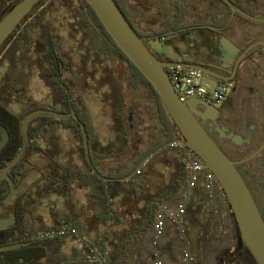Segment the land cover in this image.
I'll list each match as a JSON object with an SVG mask.
<instances>
[{
	"label": "trees",
	"instance_id": "16d2710c",
	"mask_svg": "<svg viewBox=\"0 0 264 264\" xmlns=\"http://www.w3.org/2000/svg\"><path fill=\"white\" fill-rule=\"evenodd\" d=\"M14 1L16 0H0V14ZM54 1L43 0L15 33L9 37L0 50V68H5V72L0 76V124L6 127L10 134L7 145L0 152V172L22 148L21 124L24 117L30 112L38 109L52 110L59 114L75 112L78 121L73 118L58 120L50 116H40L31 123L27 152L23 159L12 167L9 174L13 176L17 188L22 184L23 177H26L32 171L38 172L39 177L29 188L26 202L22 204V196H20L15 203L17 215L15 229L17 234H13V240L7 242V244L21 243L22 247L13 250L12 260L0 264H126L134 245L137 244L139 233L145 232L151 227L156 213L165 204L164 198L166 197L162 195L164 193L145 197V189H143L145 183L140 182L138 185L136 182V180L145 176L144 170L138 172L129 181H123V178L129 173L119 172L115 168H109L107 172L101 170L102 161L108 156L109 149L100 146L98 136L93 133L91 113L84 98L82 96L75 97L72 86L67 84L72 81V78L65 77L66 74H69L76 79L81 78V80H84L88 76L93 79L98 70L94 69L93 72L85 76L84 73L87 74V61H84L78 70H74L76 64L70 52L65 51L62 37L55 32L49 21L50 16L52 17L57 10H67L68 25L72 35H80L81 45L86 51L84 56L82 54L84 59L87 60L92 57L96 68L98 65L95 66V62H98L101 66L106 58H119L127 66L121 68L117 77L124 76L127 68L129 77L126 83L134 90L140 87L145 88L147 95L145 101H150L147 111L153 115L160 130L157 133L155 144L144 154L143 158L155 149L167 144L172 153H177V174L173 187L177 195L184 193L188 177V168L181 155L183 151L170 146V143L180 139V135L167 115L154 87L118 47L89 2L87 0H60L59 5L56 6ZM114 1L129 22L126 11L128 0ZM215 1L219 3L223 10L229 13L230 17L241 18L233 13L224 0ZM231 1L249 14L264 18V0ZM195 7L193 6V9ZM176 9L178 10L176 15L178 22H174L173 26L175 27V24H177L180 27L183 25V17L188 15L191 9L187 7L185 2H177ZM214 20L216 18H213ZM213 23H216V21ZM221 24H228V20ZM139 37L141 36L139 35ZM259 41H264V36L261 40H257V42ZM84 43L86 44L83 45ZM106 74L114 75L115 73L110 68L106 70ZM34 76L51 90L52 104L38 106L29 98L31 80ZM113 86L116 87L113 94H104L102 99L104 104L113 109V122L118 132L117 140L121 145L118 151L123 154L127 151V143L130 139L128 120L132 111L131 102L139 99V97H135V95L130 97L124 91V87L119 85L118 80H113ZM101 87L99 86L98 89ZM128 96L131 98V102H128ZM13 105H19L24 113L18 115L14 111ZM57 122H62L73 129L81 144L80 151L85 162H87L80 123L85 126L91 149L92 165L78 168L72 164V161H67L63 165L56 158L46 155L41 147L42 141L46 139V129L44 127L46 124L52 125ZM37 154L46 159L48 166L44 163V170L37 167V163L32 161L33 155ZM249 155L250 153H247L244 156ZM141 160L142 158L134 163L130 172L137 168ZM105 178H112V180L107 181ZM5 184L7 183L1 182L0 189ZM77 184L91 189L90 200H94L98 206L93 215V220L96 223L106 226L111 224L121 226L124 224L125 215L114 203L118 198H129L137 204L143 199L146 206L141 213L142 219L131 224L129 231L106 233L96 240H91L87 236L89 230L85 224L83 211L77 207L73 198V192ZM247 186L249 187V185ZM166 195H170V193ZM59 197L65 198L64 209L59 207ZM52 198L54 199L52 200ZM48 200H52V203L48 204L52 224L44 220L42 213L43 205ZM226 209L229 212L227 204ZM233 226L234 237L238 242V246L241 247L234 220ZM75 240L81 243V247L72 249L69 254L65 253L64 248L70 241ZM244 249L247 251L246 248Z\"/></svg>",
	"mask_w": 264,
	"mask_h": 264
},
{
	"label": "crops",
	"instance_id": "0c3cea01",
	"mask_svg": "<svg viewBox=\"0 0 264 264\" xmlns=\"http://www.w3.org/2000/svg\"><path fill=\"white\" fill-rule=\"evenodd\" d=\"M159 1L162 3L160 8L172 11L173 7L170 5L173 0H155L157 6ZM177 1L185 2L186 4L188 1L192 2L198 8L197 12L204 16L205 21L209 22L213 18H220L221 22L228 20V24L225 25L226 35L236 42L240 48L253 44L264 36V25L249 22L236 16L230 17L229 13L223 10L215 0H204L201 2L198 0ZM147 17L150 20L153 19L151 16ZM193 18L194 16L190 19L192 20ZM166 48L171 62H177L178 56L172 52L170 42L167 43ZM252 54L253 59H255V65L248 76L240 75L239 80L244 81L243 86L233 88L229 95L231 100L239 106L238 119L227 126L229 132L239 137L237 139L239 143H242L240 138L244 141L245 139L249 140L250 135L254 136L252 143L246 145L247 148L238 150L241 152H236L239 156L247 153L252 154L264 143V46L257 47ZM113 76L117 78L115 74ZM91 89L93 90V87ZM124 91L126 92L125 89ZM95 94L102 99L105 91L103 89L101 91L97 90ZM86 95L84 100L89 109L90 103L86 101ZM105 107L108 109V111L106 110L107 120L103 122L95 120L92 115L94 111L89 109L94 127L99 131H97L99 144L101 147L109 149L108 156L102 161L101 170L107 172L109 168H115L119 172L129 173L123 178V181H129L138 172L144 170L145 176L136 180V182L138 185L140 182L145 183L143 187L145 189V197L164 193L162 195L166 197L164 198L165 204L175 209L178 208L180 201L184 205V212L180 217L167 220L163 236L157 248L153 247L154 222L145 232H137L139 233L137 244L134 245L126 264H151L156 250L160 252L164 264H186L183 257L185 252L193 258L191 264H226V256L239 249V246L234 237L233 218L227 211L226 203L222 196H218L215 201L210 199L200 180L194 187L187 186L184 193L177 195L173 188L177 174V153H172L168 146H164L159 151H157L159 149L157 148L143 158L144 154L155 144L157 133L160 130L153 115L142 111L143 105H137L134 108V114L129 115L132 116V119L129 118L128 120L130 139L127 143V151L120 154L118 150H120L121 145L117 140L118 132L113 122V109L106 104ZM109 114L111 117L108 116ZM72 134V130L68 128L55 127L50 132V135L42 141L41 147L45 152L50 150V155L58 161H72L74 166L84 168L79 151V143L69 139ZM97 134L95 132V135ZM67 141H70V143L67 144ZM151 154L152 156H150ZM183 154L184 152L181 155L183 156ZM149 156L150 158L145 161ZM141 158L142 160L137 168L130 172L134 163ZM45 160V157L42 158L38 154L32 157V161L38 163L36 166L42 170L45 169L43 164L47 165ZM40 162L42 163L39 165ZM33 174L36 175L37 180L39 173L35 171ZM105 180L109 181L112 178H105ZM90 192L91 189L77 184L73 192V198L77 207L83 211L85 224L89 230L87 236L91 240H96L106 233L112 234L122 230L129 231L131 224L137 223L142 219L141 213L146 206V202L143 199L137 204L129 198H118L114 203L118 205V209L125 215L124 224L121 226L113 224L106 226L96 223L93 220V215L97 211L98 206L94 200H90ZM167 193H170V195H166ZM58 202L60 209H64L65 198L59 197ZM44 207L48 208L46 202L43 205V211L44 213L47 212L48 215L46 216L43 213V216L44 220L47 221L49 220L47 218L51 219V216H49V209ZM71 242L64 248V252L67 254L71 253L72 249L81 247V243L78 240Z\"/></svg>",
	"mask_w": 264,
	"mask_h": 264
},
{
	"label": "water",
	"instance_id": "95a60500",
	"mask_svg": "<svg viewBox=\"0 0 264 264\" xmlns=\"http://www.w3.org/2000/svg\"><path fill=\"white\" fill-rule=\"evenodd\" d=\"M87 1L118 47L141 71L158 93L167 115L180 135V139L172 143H177L192 152L213 173L223 193L226 204L231 211L241 245L247 249L256 264H264V219L251 190L237 167L239 164L248 163L260 155L264 151V143L248 157L240 161L232 160L204 129L199 120L200 118L216 122L219 115L218 109L213 107L211 103H206L196 98L190 99L185 103L181 102L168 76V68L178 66L201 72L203 76L202 82L210 91L216 89L221 82L235 88L236 80L233 78L236 75L238 64L252 49L264 46V41L255 42L247 47L236 62L237 66L234 75L227 78L202 65L186 62L161 61L149 50L144 40L139 37L114 0ZM42 2L43 0H16L0 14V50L9 37L15 33L18 27ZM224 2L234 14L249 22L264 25V18L249 14L235 5L231 0H224ZM223 40L224 49L226 51H232L229 58H225V65L223 66V68H229L233 59L241 52V49L228 38H224ZM40 116H51L59 119L74 117L77 119L74 112L59 114L55 111L45 109L32 111L24 117L21 124L23 136L22 148L13 160L0 172V182L8 180L11 184L10 193L0 201V214L19 193V190L14 187V183L9 178L8 172L25 156L30 140V125ZM81 127L85 151L89 158L88 136L85 126L81 124ZM0 131L2 133L0 142L1 151L8 141V132L2 124H0ZM217 131L221 134L222 139L229 140L238 146L242 145L243 139L240 138L242 143L237 142L239 137L232 132L227 133L228 130L226 128L217 127ZM247 143H249V140ZM164 146H168V144ZM164 146L157 151L161 150ZM10 223L11 215L7 213L6 220L0 218V229L7 227ZM20 247L21 244L19 243L0 246V252L15 250Z\"/></svg>",
	"mask_w": 264,
	"mask_h": 264
},
{
	"label": "flooded vegetation",
	"instance_id": "af4514ba",
	"mask_svg": "<svg viewBox=\"0 0 264 264\" xmlns=\"http://www.w3.org/2000/svg\"><path fill=\"white\" fill-rule=\"evenodd\" d=\"M177 2H178L177 0H173V2L170 5L173 7L171 11L165 8H160V5L162 4L160 3V1L158 2V6H157L155 0H128L127 8H126L127 18L131 23L133 29L144 40L149 50L161 61L171 62V59L167 54V48H166L167 43L170 42L172 45V52L176 56H178L177 62H186L191 64L202 65L208 67L211 70L216 71L221 76H225L227 78L232 77L234 75V71L237 66L236 62L240 58L241 53L247 47L240 48L236 42H234L226 35L225 32L226 26L221 24L222 22L220 21V18H216V20H214L216 21V23H213L214 22L213 19L209 22L205 21L204 16L201 13L197 12L198 8L195 7V9H193L194 5L192 2L189 1L187 3V7L190 8L191 11L188 13V15H185L183 17V21H182L183 25L178 27V25L175 24L174 27L173 23L178 22V20H176V15L178 12V10L176 9ZM147 16L149 17L151 16V18L153 19L150 20ZM193 16L194 18L191 20L190 18ZM224 38H228L241 49V52H239L237 56L233 59L229 68H223V66L225 65L224 62L225 58H229V56L232 53L231 50L226 51L224 49L223 46ZM256 48L252 49L247 55H245L242 58L241 62L238 64L236 75L233 78L236 80L235 88H240L244 84V81L242 82V80L241 81L239 80L240 75L242 76L244 74L245 77L248 76L250 70L255 65V59H253L254 57L252 53L255 51ZM113 61H116V64L119 65L118 68H124L125 66H127L122 60L109 57L106 58L105 61H103L100 67H96V68L86 67L87 74L84 73L85 76L93 72L94 69L98 70V72L95 73V78L92 79L91 77L88 76L86 79L81 80V78L76 79L75 77L73 78L72 75L68 74L69 77L66 78H72V81L68 82L67 84L69 86H72V89L75 92V97L82 96L84 98L85 94L89 92V89H91L92 87L93 89H95V91L97 90L101 91V89H103V91H105V94L112 95L116 89V87L113 86V80L114 81L118 80L119 85L121 86L128 85V92H130L131 96L135 95V97L137 96L139 97V99H137V102H135V100L131 102L133 107L131 114L133 115L135 111L134 108L137 107V105H139L140 102L143 103L145 106L144 102H145L146 90L144 87H140L139 89L134 90L130 87L129 84L126 83L129 77L127 68L124 76H122L121 78H114L111 77L113 76V74H109V75L106 74V70L111 68V66L108 65H110L111 62ZM79 68L80 66L78 68L75 67L74 70H78ZM81 69L83 71V68ZM94 79L95 80L99 79L100 82H102L100 85L102 87L100 89H98V86L95 84L96 81ZM221 84H223V82H221ZM51 97L53 99L52 94ZM211 105L218 109L219 115L216 119V122L199 118L202 126L211 135V137L218 143L221 149L232 160L240 161L246 158V156H244L243 154L242 156L237 155L236 152L238 150H242L243 148H247L246 145L247 144L250 145L254 139L253 135H250L249 143H247L248 139H245L242 145L238 146L233 144L229 140L222 139L221 134L217 131V127H221V128H226L228 130L227 133H229V129L227 128L228 124L235 122L239 117L238 104L233 100H231L230 96H228L227 99L221 105L217 106L214 105L213 103H211ZM147 110L148 107H143L142 109V111L145 112L146 114H150ZM131 117L132 116H129L130 119H132ZM70 118H73L74 120L78 121V118L77 119H75L74 117H70ZM57 119L61 120L59 118ZM64 119H69V118H64ZM81 124L82 123H80V127ZM55 127H61V128L63 127L65 129L68 128L72 130V132H74L70 126L63 124L62 122L53 123L52 125L46 124L44 127L46 129L45 131L46 138L49 136L50 132L53 131V129H55ZM4 128L7 130L6 127ZM81 131H82V127H81ZM1 138H2V133L0 131V142H1ZM9 139H10V134L8 132V141ZM80 145L81 144L79 142V151H80ZM49 152L50 150L46 151L45 153L46 155L51 157L52 155H50ZM84 152L86 155L85 157L87 162H85V159L83 158V154L80 151L85 168L88 167L89 165H92V161L90 157V153H91L90 146H89L90 160L86 154L85 146H84ZM252 161L253 162L250 161L251 163L248 162L250 164L247 163L239 164L237 167L241 175L245 179L246 184L249 185V189L251 190V193L264 219V151ZM59 163L65 165L67 162L59 160ZM47 170L49 171L48 168ZM9 172H8V176L11 179V181L14 183L13 176L9 174ZM29 175L30 174H28L26 177H23V181L20 187L18 188L15 187V183H14V187L19 190V193L17 194V196H15L12 199V201L6 206L5 210L0 214V218L5 220L7 217V213H10L11 215V223L7 227L0 229V246L13 245V244H7V242L13 240V234L14 235L17 234V231L15 229L17 224L15 203H16V199L20 196H22L21 197L22 204L26 202V196L28 195V190L32 186V184L28 186L26 185ZM3 181L6 182L7 184H5V186L2 189H0V201H2L3 198H6V196L10 193L11 190L10 182L8 180H3ZM12 258H13V250L0 252V263L10 261L12 260ZM225 260H226L225 261L226 264H256L253 258L251 257V255L249 254V252L246 251L243 246L239 247V249L235 250L234 252L229 253V255L226 256Z\"/></svg>",
	"mask_w": 264,
	"mask_h": 264
},
{
	"label": "built area",
	"instance_id": "2783aa9c",
	"mask_svg": "<svg viewBox=\"0 0 264 264\" xmlns=\"http://www.w3.org/2000/svg\"><path fill=\"white\" fill-rule=\"evenodd\" d=\"M168 76L181 102L185 103L190 99L196 98L206 103L221 105L231 94L233 88L228 84H220L216 89L210 91L202 82L201 72L183 67H171L168 69ZM170 146L179 148L184 152L182 160L188 168L187 186L194 187L200 180L209 198L215 201L218 196H223V193L218 185V182L211 171H209L203 162L196 157L192 152L180 146L177 143H171ZM226 203V201H225ZM184 205L180 201L177 209L164 204L156 213L153 224V247L157 248L163 236L164 227L167 220H173L182 215ZM231 215V211L229 210ZM232 216V215H231ZM186 264H191L193 258L186 252L183 254ZM151 264H164L162 256L158 250L153 254Z\"/></svg>",
	"mask_w": 264,
	"mask_h": 264
},
{
	"label": "rangeland",
	"instance_id": "374dc122",
	"mask_svg": "<svg viewBox=\"0 0 264 264\" xmlns=\"http://www.w3.org/2000/svg\"><path fill=\"white\" fill-rule=\"evenodd\" d=\"M54 3L56 6H58L60 3V0H55ZM49 21L51 22L52 26L54 27L55 32L58 33L60 37H62V43L64 45V49L66 52H70V55L72 56V59H73L74 63L76 64V68L83 65L84 61L88 62L86 64V67H90V68L94 67V63H93L94 60L92 57L90 59H87V60H85L83 57L86 51L84 50V48L81 45L82 43H81L80 35H75V34L72 35L71 29L68 25L69 21H68L67 10H57L56 12H54L52 17L50 16ZM85 44L86 43H84L83 45H85ZM82 54H83V56H82ZM117 59H119V58H117ZM95 64H96L95 66H97V65L100 66L98 64V62H95ZM108 66H111L116 77H117V75L119 76L121 68H118L119 65L116 64V61L111 62V64ZM4 72H5V68H3V69L0 68V76ZM65 77H69V75L66 74ZM95 81H96L95 84L99 87L100 83H101L100 80L98 79ZM124 89L127 90L126 93L128 95H130V93L128 92V85H124ZM51 94H52L51 90L48 87H46L43 84V82H41L36 76L32 77L31 85H30V91H29V96H30L29 98L32 100L33 103H35L38 106H45L47 104H52L53 99L51 97ZM86 94H87L86 95V101H88V103H90L89 109L90 110L92 109V111H94V113L92 114L94 119L97 121H102V122L106 121L107 120L106 110L108 111V109H107V107H105V104L103 103V99H101L99 97V95L95 94V89H93V90L89 89V92H87ZM130 97H131V95H130ZM130 97L129 96L127 97V100L129 102H131ZM144 103H145V106L141 102L139 105L140 106L143 105V107H147L150 104V101L146 100ZM101 104H102V106H100ZM13 109L18 115L24 113L22 111V108L19 105H13ZM108 116H110V114ZM110 117H109V119L111 120ZM92 126H93V133L95 134V132H96V134H97L99 131L97 129H95L93 122H92ZM97 136H98V134H97ZM101 138H102V136H101ZM69 139H72V141L75 140L79 143V140L74 135V132H73L72 136L69 137ZM69 143H70V141L69 142L67 141V144H69ZM34 172L35 171L30 173V176L28 177V180H27V184H32L33 182L36 181V175L33 174ZM46 203L51 204L52 202L48 201ZM44 208L48 209L47 207H44ZM42 213H44V211ZM44 215L47 216L48 215L47 212H45ZM49 216H50V214H49ZM47 219H49V220H47V222L49 224H52V220L50 218H47ZM69 243L71 244L72 242L70 241Z\"/></svg>",
	"mask_w": 264,
	"mask_h": 264
},
{
	"label": "bare ground",
	"instance_id": "6f19581e",
	"mask_svg": "<svg viewBox=\"0 0 264 264\" xmlns=\"http://www.w3.org/2000/svg\"><path fill=\"white\" fill-rule=\"evenodd\" d=\"M200 183V182H199Z\"/></svg>",
	"mask_w": 264,
	"mask_h": 264
}]
</instances>
